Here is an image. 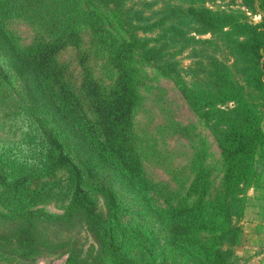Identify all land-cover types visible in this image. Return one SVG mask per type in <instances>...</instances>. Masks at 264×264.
<instances>
[{
	"label": "trees",
	"instance_id": "obj_1",
	"mask_svg": "<svg viewBox=\"0 0 264 264\" xmlns=\"http://www.w3.org/2000/svg\"><path fill=\"white\" fill-rule=\"evenodd\" d=\"M99 1L113 4L112 14L124 36L119 44L108 48V58L114 68L112 78L115 76L110 86L99 84L86 66V57H80L82 84L96 116L97 126L91 132L70 117L69 103L57 95L54 85L63 83L64 76L56 61L59 45L72 43L79 47L83 37L77 31L78 26L88 25L93 30L95 14L82 9L71 13L69 9L76 0H0L1 16L27 17L41 23L51 34L49 40H41L31 51L23 53L0 21V48L6 55H15L11 65L17 73L28 74L29 91L35 102L54 115L68 139L71 153L86 175L97 180L100 187H95L96 190L105 193L113 208V194L105 187L109 182L145 198L146 207L170 226L169 238L181 250L195 252L203 264H215V260L217 264H229L227 256L233 251L223 245L227 236H236L238 226L232 222L244 216L247 192L258 186L261 177L258 164L264 166V24H251L231 14L221 15L196 6L205 0L168 3L167 9L160 11L163 16L159 19H153L148 13L151 5L148 1H137L140 8H135L132 0ZM181 2L190 5L185 9ZM192 26L194 30L190 31ZM208 32L217 38L198 37ZM108 34V38L112 37ZM191 43H209L215 47L224 44L232 62L229 64L218 55H209L204 60L194 55L193 63L184 68L176 54ZM134 50L170 77L194 112L215 127L213 133L224 163L217 206L216 195L212 196L210 185L202 180L201 169L188 187L172 194L173 198L166 199V203L152 199V185L127 131L137 100L132 68L128 65ZM97 130L102 139H98ZM60 151L58 164L70 172L65 192L60 195L64 207L60 212L35 207L33 199L39 198L42 192L38 190L34 196L29 192L30 177L15 179L2 191L5 209H0V241L31 250L68 248L66 264H78L84 243L80 233L87 226L101 236L96 241L99 257L108 252L111 264H143L115 244L111 233L116 231L118 223L102 221L100 207L96 205L99 201L92 200L94 193L82 187L83 178L77 170H71L69 159ZM0 179L6 183L9 176L0 173ZM209 196L213 199H207ZM97 261L91 264H98Z\"/></svg>",
	"mask_w": 264,
	"mask_h": 264
},
{
	"label": "rangeland",
	"instance_id": "obj_2",
	"mask_svg": "<svg viewBox=\"0 0 264 264\" xmlns=\"http://www.w3.org/2000/svg\"><path fill=\"white\" fill-rule=\"evenodd\" d=\"M132 1L136 4L135 8H140L141 4L137 1L143 0ZM144 1L151 3V8L147 11L153 19L163 16L160 11H165L168 3L180 4L179 0ZM104 3L99 0H81L79 3L76 0L75 5L69 9L70 12L82 9L95 14L94 29L88 25H79L77 31H81L83 37L80 46L76 47L72 43L59 45L56 53V61L60 64L59 70L64 73L62 79L65 84L55 83L56 93L68 101L70 117L84 124L85 129L90 132L96 129V116L82 84L84 76L83 67L79 64L80 57H86V66L99 84L110 86L115 76L112 78L114 68L108 58V48L119 44L121 36H124L112 14L113 4ZM181 5L186 9L190 3L181 2ZM196 6L221 15L231 14L251 24H264V0H205ZM175 20L176 18L171 21ZM0 21L14 39L18 50L23 53L31 51L41 40L50 39L51 34L46 27L27 17L0 15ZM193 27L190 31L194 30ZM108 33L112 37L108 38ZM198 37L217 38L210 32L199 34ZM176 49L179 47L174 51ZM141 55L140 51L134 50L128 64L132 68L137 100L127 131L133 147L135 144L134 152L142 161L145 176L152 185V199L158 203H166V199L173 198L172 194L188 187L197 170L201 169L204 174L202 180L210 185L212 196L216 195L217 206L224 163L213 133L215 127L194 112L170 77L162 74L154 62ZM194 55L203 60L209 55H218L227 63L232 62L224 44L215 47L209 43H191L176 54V59L184 68H188L195 59ZM13 57L15 55H6L5 50L0 48V173L9 176L6 183H1L0 179V209H5L1 198L3 189L19 177H30L29 192L33 196L38 190L42 192L39 198L33 199L35 207L60 212L65 205L60 195L65 192L64 187L68 185L70 176L67 167L65 169L58 164L62 149V154L71 163V170H77L83 178L82 187L94 193L92 200L99 201L96 205L100 207L102 221L118 223L116 231L111 234L123 253L137 258L143 264H203L195 256V252L191 254L181 250L169 238L170 226L160 221L156 213L146 207L145 198L124 191L120 184L109 182L105 187L113 194V208L114 205L107 200L105 193L96 190L95 187H100L97 180H91L86 175L77 157L71 153L66 142L68 139L60 130V124L54 119V115L52 117L51 113L35 102L29 91L31 79L28 74L15 71L10 62ZM72 102H75V107ZM97 134L98 139H102L98 130ZM261 167L262 164L259 163L258 168ZM71 173L74 174V171ZM212 196L207 199H213ZM259 223V220H255L251 226L245 216L233 220L232 224L238 226L237 234L233 238L227 236L223 245L233 251L231 256H227L229 264H264V229ZM80 235L81 242L84 243L78 264H91L97 259L98 264H111L108 252L99 257L96 241L101 237L100 234L93 233L84 226ZM69 251L68 248L31 250L17 244L9 245L1 240L0 264H66Z\"/></svg>",
	"mask_w": 264,
	"mask_h": 264
},
{
	"label": "crops",
	"instance_id": "obj_3",
	"mask_svg": "<svg viewBox=\"0 0 264 264\" xmlns=\"http://www.w3.org/2000/svg\"><path fill=\"white\" fill-rule=\"evenodd\" d=\"M264 128V121L262 124ZM261 177L256 187H251L247 192V203L245 208V220L249 225L253 221L259 220V226L264 229V166L260 168ZM249 221V222H248ZM264 237V232L262 234Z\"/></svg>",
	"mask_w": 264,
	"mask_h": 264
}]
</instances>
